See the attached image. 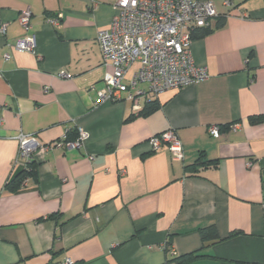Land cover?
Instances as JSON below:
<instances>
[{
  "label": "crops",
  "instance_id": "1",
  "mask_svg": "<svg viewBox=\"0 0 264 264\" xmlns=\"http://www.w3.org/2000/svg\"><path fill=\"white\" fill-rule=\"evenodd\" d=\"M225 1L212 0L211 31L191 41L210 78L134 109L125 99L96 102L112 70L97 33L115 0H0V264H175L193 251L201 257L188 264H264V0ZM26 9L28 30L19 21ZM26 34L32 51L14 46ZM152 100L159 108L140 114ZM80 129L82 147L37 149L36 179L6 189L19 169V133L48 144ZM168 129L182 160L167 144L150 148ZM202 155L217 165L189 174ZM211 223L221 240L204 246L199 228Z\"/></svg>",
  "mask_w": 264,
  "mask_h": 264
},
{
  "label": "built area",
  "instance_id": "2",
  "mask_svg": "<svg viewBox=\"0 0 264 264\" xmlns=\"http://www.w3.org/2000/svg\"><path fill=\"white\" fill-rule=\"evenodd\" d=\"M97 1L90 0V3L95 6ZM225 4L229 5V1ZM114 9L109 27L99 29L97 33L102 59L112 66L104 76L105 86L98 91L97 103L125 99L138 109L142 98L210 78L207 67L195 62L191 41L195 29L210 27L218 16L212 0H115ZM19 21L28 30L31 11H22ZM49 21L57 22L55 19ZM6 27V22L1 25V33L6 32ZM34 45L35 37L29 34L14 43L16 49L27 51H32ZM4 57L7 60L10 54L6 53ZM134 65L135 70L130 75ZM59 75L67 76L64 71ZM229 128L237 130L239 125L235 123ZM208 132L215 137L222 134L219 125L209 126ZM87 136V132L80 129L74 139H68L66 133L52 143L41 144L33 135L21 132L17 135L16 167L30 169L37 149L46 152L53 147L80 148ZM148 142L153 151L167 144L174 160L184 158L183 143L174 129L153 135ZM28 180L29 177L23 180L22 187ZM63 263L73 264V261L66 258Z\"/></svg>",
  "mask_w": 264,
  "mask_h": 264
},
{
  "label": "trees",
  "instance_id": "3",
  "mask_svg": "<svg viewBox=\"0 0 264 264\" xmlns=\"http://www.w3.org/2000/svg\"><path fill=\"white\" fill-rule=\"evenodd\" d=\"M217 25L221 26L222 21L218 22ZM210 31H211L210 27H200V28L195 29L192 32V37L195 38V37L204 36ZM159 106H160V104L158 103V101H156V100L149 101L148 103L145 104L144 108L139 113L144 114V115H148V114L154 112L155 110H157L159 108ZM260 118L261 117H257V118H254V120H260ZM222 130H223V128H222ZM77 134H78L77 130H69L67 132L68 139H74L77 136ZM211 165L216 166L217 165V159L205 160V158L202 155L194 163L185 166V169L189 174L198 175L201 169L206 168L207 166H211ZM36 176H37L36 164H35V161L33 160L30 164V169L19 168L14 173V175L7 181L5 187L9 191H17L22 187L23 180L26 177H34L36 179ZM51 216H53V215H51ZM199 231H200L201 239H202L204 246L206 244H210V243L221 240V237L219 236L218 231H217L214 223L200 227ZM235 233L236 232H232L230 234V236L235 234ZM169 243L170 242H168V244L166 246L167 251L169 250ZM199 257H201V254L198 251H193V252L185 253V254L179 255L177 257H174L173 259H171L169 261L174 262L175 264H188V263L196 260ZM54 264H62V263H54ZM73 264H75V263L73 262ZM76 264H78V263H76Z\"/></svg>",
  "mask_w": 264,
  "mask_h": 264
}]
</instances>
